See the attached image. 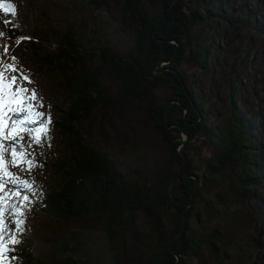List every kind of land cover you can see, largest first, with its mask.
Wrapping results in <instances>:
<instances>
[{
    "label": "trees",
    "instance_id": "1",
    "mask_svg": "<svg viewBox=\"0 0 264 264\" xmlns=\"http://www.w3.org/2000/svg\"><path fill=\"white\" fill-rule=\"evenodd\" d=\"M114 1L120 3L122 16L127 17L136 31L132 45L125 52L104 45L95 34L82 41L71 26L60 30L48 23L44 31L27 36L26 32L17 31L14 23L7 24V33L12 39L28 38L20 42L21 57L57 92L65 95L53 124L59 141L56 159L50 163L52 177L44 175L48 163L40 174L42 180L50 181L49 188L43 185L37 189L33 200H37L36 207L47 221L67 223L82 216L103 213L107 216L105 231L109 237L114 236L115 231L137 230L136 220L144 217V224L152 222L161 228L155 246L140 242L142 250L147 248L153 252L147 264H187L191 257L188 254L198 252L197 248L202 246L209 248V255L216 264H222L219 250L226 245L221 232L211 230L205 236L190 232L194 231L193 222L200 217L199 183L207 175H218L232 168L247 191L254 193L264 189V172L259 163L262 155L258 149L262 139L256 126L258 111L245 115L238 100L239 93L230 86L232 129L215 131L208 118V109H204L198 94L179 70L180 61L194 41L190 21L204 19L190 3L195 0L74 2L100 10ZM226 2L220 0L215 5L205 0V6L211 10L209 14L228 20L232 11L230 8L223 10ZM245 4L248 7L249 3ZM253 11L251 17L256 19L260 11ZM196 48L194 57L200 67L207 70L210 46L201 42ZM102 68L114 75L120 88L118 93L112 94L104 84ZM60 77L62 79H58ZM162 91L166 92L164 100H151V111L154 128L168 146V158L155 169L151 179L131 180L128 174L117 170L116 163L107 154L86 144L87 132L83 124L98 109L141 102ZM197 140L199 142L195 143ZM205 144L214 147L215 160H205L204 167L199 169L189 153L201 156ZM41 164L42 161L40 172ZM230 192L229 186L227 193ZM23 194L34 196L31 190H24ZM258 220L264 223V215ZM48 227L45 222L48 250L41 254L24 248L12 251V264H90L71 256L80 236L86 235V226L80 234L68 237L49 234ZM255 244L250 256L259 251L260 241Z\"/></svg>",
    "mask_w": 264,
    "mask_h": 264
},
{
    "label": "rangeland",
    "instance_id": "2",
    "mask_svg": "<svg viewBox=\"0 0 264 264\" xmlns=\"http://www.w3.org/2000/svg\"><path fill=\"white\" fill-rule=\"evenodd\" d=\"M74 1L76 0H3V3L14 6L15 14L13 15V10L0 8V11L11 13L20 31L35 35L38 31H44L48 23L60 30L71 26L82 41L95 34L104 45L113 50H128L136 31L127 17L122 16L118 1L108 3L100 10ZM210 2L217 5L220 0ZM246 2L249 3L248 7ZM190 3L197 7L204 19L190 21V27L194 30V41L178 68L198 94L204 109H208V118L215 131L232 129L230 86H233L235 93H239L238 100L245 115L258 111L256 126L259 138L262 139V143L258 145L262 155L259 163L264 172V103L260 104V101H264V43L261 44L264 40V0H227L223 10L231 9L228 20L209 14L211 10L206 9L205 0ZM253 9L260 11L256 19L251 17ZM201 42L210 46L207 70H203L198 59L194 57L197 43ZM20 46L17 41L6 44L0 35V84L11 85L8 89L10 93H15L20 86L28 89V93L17 96L21 104L13 103L11 107L14 109L31 104L33 112L42 115L37 123L24 125L25 131L16 129L12 133L14 139L24 145V152L28 154L26 159L31 160L34 165L31 168L27 163L13 165V157L5 154L6 140L0 142V151L4 152L0 163L7 165V171L11 174L10 177L5 176L4 170L0 168V184H3L0 195L6 197L0 201V212L6 220L7 212L16 215L19 210L22 215H16V219L23 221L16 231L19 234L13 235L19 242L12 243L8 238L5 240L4 249L19 251L24 248L35 254L47 251L49 246L45 240L44 228L45 222H48L47 233L64 237L80 234L86 226L88 230L85 236H80V241L71 255L73 259H83L90 264H147L153 252L147 248L142 250L140 242L155 246L157 232L161 228L152 222L144 224V217L136 220L137 230L115 231L114 236L109 237L105 231L107 216L103 213L99 216H82L67 223L49 219L47 221L43 213L34 207V201L25 200L23 190L36 191L43 185L49 188L50 181L42 180L40 174L46 170L48 163L44 175L52 177L50 163L56 159L59 141L53 121L58 117L57 111L62 106L65 95L57 92L45 77L21 57ZM101 72L104 84L110 92L118 93L120 88L114 75L105 68ZM13 77L16 78V83H13ZM33 91L35 100L31 99ZM3 96L4 93L0 92V99ZM165 96V91L156 92L141 102L131 101L94 111L83 124L87 132L86 144L95 151L107 154L116 163L117 170L121 174H128L129 179H151L155 169L168 158V146L154 128L155 119L151 111V100H164ZM0 111L7 112V108ZM9 115L12 119H22L26 113ZM42 123L47 124V132L46 135H41V143L36 145L30 139L27 129L39 128ZM5 134H8L7 127ZM21 136L23 139H20ZM182 139L186 138L182 136ZM197 142L199 141L195 143ZM214 150L213 146L205 144L201 156L189 155L195 167L202 169L205 160H215ZM51 153L54 154L48 159ZM40 161L43 167L41 172ZM199 184V202L202 204L198 209L200 217L193 222L194 231L190 232L205 236L211 230H219L226 245L219 250L222 264H264V223L258 220L259 216L264 215V189L254 193L252 190L247 191L232 168L218 175H207ZM229 186L232 192L227 193ZM258 240L259 251L250 256ZM197 251L188 254L191 257L187 264H216L209 255L208 247H198ZM4 263L5 259L0 254V264ZM9 264H12L10 259Z\"/></svg>",
    "mask_w": 264,
    "mask_h": 264
},
{
    "label": "snow or ice",
    "instance_id": "3",
    "mask_svg": "<svg viewBox=\"0 0 264 264\" xmlns=\"http://www.w3.org/2000/svg\"><path fill=\"white\" fill-rule=\"evenodd\" d=\"M0 8H3L5 10H13V15L15 14L14 12V6L12 4H5L3 3V0H0ZM7 23V21H6ZM29 83L31 81H28ZM13 83H16V78L13 77ZM11 87L9 84H0V92L4 93V96L2 99H0V109L2 108H7V112L0 111V142L3 140H13V147L11 148V155L13 157V165H16L17 163H27L29 167L31 168L33 165V162L31 160H27L25 152H17V146L22 148L23 145L19 144L18 141H16L13 137V130L19 129L20 132L25 131L24 125L27 124H35L37 123V119L42 115L41 113L38 112H33L31 104H29L27 107L24 106H18L16 108H12L11 105L13 103H16L17 105L21 104V101L17 99V96L20 95L21 93H28L29 90L26 88H23L20 86L17 88L15 93H10L8 89ZM31 99L35 100V92H31ZM26 113V115L23 116L22 119H12V117L9 115V113H13L15 115H19L20 113ZM7 117V120L5 119ZM6 127L8 130V134H5ZM30 139L36 144L39 145L41 143V135H46L47 132V124L42 123L41 127L36 128V129H27ZM18 134V133H17ZM20 139H23L21 136ZM4 155V152L0 151V158H2ZM18 158V159H17ZM0 168L4 170V175L10 177L11 174L7 171V165L0 163ZM14 179V178H13ZM23 183V182H22ZM3 187V184H0V188ZM6 197L3 195H0V201L5 200ZM27 197H25V200ZM17 216H21L22 213L17 210L16 212ZM17 229L20 228L21 224L23 223L22 220L17 219L15 221ZM8 225L5 223L3 213L0 212V251H4V244L6 241L4 240V233L5 230L7 229ZM10 242L12 243H18L19 241L15 239L14 236L9 237Z\"/></svg>",
    "mask_w": 264,
    "mask_h": 264
},
{
    "label": "water",
    "instance_id": "4",
    "mask_svg": "<svg viewBox=\"0 0 264 264\" xmlns=\"http://www.w3.org/2000/svg\"><path fill=\"white\" fill-rule=\"evenodd\" d=\"M185 141V140H184Z\"/></svg>",
    "mask_w": 264,
    "mask_h": 264
}]
</instances>
